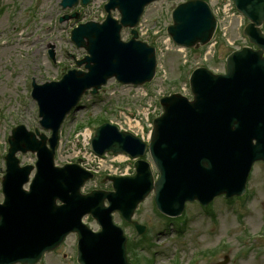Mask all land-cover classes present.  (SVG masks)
Listing matches in <instances>:
<instances>
[{
  "label": "rangeland",
  "instance_id": "rangeland-1",
  "mask_svg": "<svg viewBox=\"0 0 264 264\" xmlns=\"http://www.w3.org/2000/svg\"><path fill=\"white\" fill-rule=\"evenodd\" d=\"M31 0H0L8 2V7L3 16L0 17V124L1 115H5L6 119L2 120L0 125V147L4 148L6 136L10 133V129L16 124L24 123L29 128L38 127L39 116L36 103L31 99L29 90L33 77L38 83L45 82L51 79H57L61 73L68 67H75L74 59H81L86 53L83 48L76 47L69 38L71 28L76 24V21L69 20L60 22L59 18L64 13L59 0H44L43 8L38 7L33 15L27 14V8ZM99 2V1H98ZM176 5V2L162 0L153 4L148 14L145 17L144 26L150 28L161 29L168 25L171 21L170 12ZM12 11V14H11ZM82 20L96 18L101 11V6L96 4L94 9H82ZM32 14V13H31ZM35 15V17H34ZM81 18V17H80ZM80 20V21H82ZM25 31L24 39L26 44L21 40V33ZM158 30H156V33ZM128 36L125 33L124 38ZM162 45L163 38H157ZM6 41V43H5ZM49 45H53L55 50V61H53L48 51ZM226 48H221V55L224 56ZM183 56L177 51H170L162 58L163 67L167 71V77L170 81L177 79L181 80V75L187 72L190 67H186L183 72ZM162 81V78L159 80ZM183 82V81H182ZM171 86L167 84V88ZM112 85L108 87L105 94L98 98L89 96L82 107H79L69 118L62 135V144L59 150L58 163L70 154V149L79 143L86 145V133H93L95 126H88L82 132V136H77L74 143L66 137H70L74 131L77 120L87 119L86 117H95L101 113H105L103 106L106 102L113 101V108H117L115 102L118 99V104L126 107L127 110L134 111L138 107L139 102L136 98H130L128 94L132 89L127 88L124 93H127L129 99L117 98L110 93ZM123 86H117L122 88ZM154 86H151L153 88ZM119 94V93H118ZM25 95H28V100H24ZM146 107L142 108V116L145 118L148 113L154 112L157 106V101H152L147 98L145 101ZM89 115V116H88ZM122 112L114 111L107 112V116L114 121L124 120L121 117ZM126 120L123 125H126ZM133 127H139L136 121H133ZM79 140V141H78ZM69 147V149H67ZM68 150V151H66ZM0 153L1 150H0ZM6 153L4 148L3 155ZM34 155L25 154L22 157L23 161H32ZM0 165H4L2 156L0 157ZM1 198V193H0ZM262 191L258 195L260 201ZM220 198H218L219 200ZM218 222H214L213 218L200 212L198 204L192 203L188 208L190 215V228L182 237L176 235L173 230H165L164 222L155 214L153 210V200L150 197L141 204L140 209L136 213V217L143 223L152 228L153 232L162 229L163 234L168 238L162 248V254L156 257L154 264H170V257H180V264H201L199 261H193L192 255L197 252L207 249H217L214 256L206 258V264H217L222 261L225 255H230L229 264H264V254H256L258 242L253 250L248 253L242 251L252 244V239L247 235V232H242L243 228L235 222V217L228 211V207L216 203L214 209ZM242 211V216L245 220V225L250 230H257L260 226L261 212ZM249 215V216H248ZM234 232V236L227 239V234ZM174 233V235H171ZM228 241V247L220 248V238ZM156 241L163 243L164 236L161 233L156 236ZM264 248V247H263ZM68 256H64V254ZM174 253V254H173ZM75 251L72 243L68 247H61L55 252L47 254L46 264H77L75 261ZM196 255V254H195ZM261 255V256H260ZM204 257H202L203 259ZM172 260V259H171Z\"/></svg>",
  "mask_w": 264,
  "mask_h": 264
},
{
  "label": "water",
  "instance_id": "water-1",
  "mask_svg": "<svg viewBox=\"0 0 264 264\" xmlns=\"http://www.w3.org/2000/svg\"><path fill=\"white\" fill-rule=\"evenodd\" d=\"M263 18L264 10H261L260 19L254 25L257 26ZM254 25L249 29L250 33L252 30H257ZM260 40L262 46L263 35ZM242 117L243 112L239 107L229 109L222 114L220 122L198 131H189L179 138H174L164 147L159 155L160 160H157L163 174L162 180L160 184L154 186L158 193L164 195L162 206L170 202L181 203L191 194L195 196L202 193L195 191L197 189L195 180L206 177L208 171L212 173L211 178L214 177L216 165L232 151ZM102 133L103 130L98 129L94 140H99ZM73 177L72 172L67 176L68 204L65 210L55 206L53 198L51 201L44 195L45 193L34 192L26 195L20 188L15 196V213L4 205L0 206V264H12L18 261L36 263L45 250L53 249L60 243L68 231V223H77L82 254L94 253L104 247L97 257L85 259V264L122 263L125 242L120 232L113 227L109 211L102 210L103 221L100 220L102 224L104 223L105 230L100 234H92L80 224L82 213L78 214V219H75L76 209L82 212L86 207L93 209V203L82 197L77 188H73ZM152 181V175L148 171L143 175L140 189L129 199L132 201L139 191L144 194L150 188ZM124 197L119 195L118 202L127 209L122 212L129 217L133 207L132 203L124 202Z\"/></svg>",
  "mask_w": 264,
  "mask_h": 264
}]
</instances>
